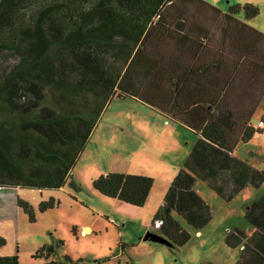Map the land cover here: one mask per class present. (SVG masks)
I'll list each match as a JSON object with an SVG mask.
<instances>
[{
  "label": "trees",
  "instance_id": "obj_1",
  "mask_svg": "<svg viewBox=\"0 0 264 264\" xmlns=\"http://www.w3.org/2000/svg\"><path fill=\"white\" fill-rule=\"evenodd\" d=\"M258 13L249 3L222 13L204 0H0V61L13 59L0 66V188H60L109 100L134 97L196 135L151 223L160 222L166 241L184 245L190 234L175 216L198 230L213 214L195 189L198 179L230 200L246 184L259 187L264 171L233 154L255 132L249 119L217 106L216 114L187 119L178 101L177 53L186 37L203 39L201 23L220 20L224 30L237 15L248 21ZM152 184L149 176L122 173L92 182L101 195L132 206L144 204ZM54 204L49 198L37 209ZM16 205L34 222L28 202L17 197ZM244 216L252 228L234 227L225 239L241 247L234 264H264V192ZM5 243L0 236V249ZM49 251L43 245L36 254ZM0 264H19L17 254L0 255Z\"/></svg>",
  "mask_w": 264,
  "mask_h": 264
},
{
  "label": "rangeland",
  "instance_id": "obj_2",
  "mask_svg": "<svg viewBox=\"0 0 264 264\" xmlns=\"http://www.w3.org/2000/svg\"><path fill=\"white\" fill-rule=\"evenodd\" d=\"M204 1L222 12L232 4L258 7V15L247 22L264 33V0ZM12 62L1 60L0 66L5 69ZM249 124L255 132L247 142L239 141L233 154L264 171V99ZM195 139L171 115L134 97H113L60 188H0V236L6 240L2 253H16L19 264H234L241 248L228 246L226 236L236 226L249 227L245 210L264 192V182L226 200L198 179L195 189L213 210L210 220L195 230L175 216L190 234L182 246L145 239L148 233L162 237L152 218ZM109 173L151 177L144 204L132 206L97 192L92 182ZM17 197L30 204L34 222L16 208ZM49 198L54 206L40 213L38 204ZM43 245L50 248L48 255L36 254Z\"/></svg>",
  "mask_w": 264,
  "mask_h": 264
},
{
  "label": "crops",
  "instance_id": "obj_3",
  "mask_svg": "<svg viewBox=\"0 0 264 264\" xmlns=\"http://www.w3.org/2000/svg\"><path fill=\"white\" fill-rule=\"evenodd\" d=\"M192 20L198 23L195 17ZM205 23L200 24L207 31L203 39L194 33L186 37L183 47L179 46L182 49L176 57L179 104L187 109L185 114L191 122L207 113L216 114V106L232 111L240 121L250 120L264 99V39L242 17L237 16L224 30L220 20L212 25L210 21ZM209 101L214 106L205 104ZM192 103L194 106H190ZM16 208L20 209L17 205ZM246 222L248 228L236 227L250 230L252 227ZM0 255L12 254L2 253L1 248Z\"/></svg>",
  "mask_w": 264,
  "mask_h": 264
},
{
  "label": "water",
  "instance_id": "obj_4",
  "mask_svg": "<svg viewBox=\"0 0 264 264\" xmlns=\"http://www.w3.org/2000/svg\"><path fill=\"white\" fill-rule=\"evenodd\" d=\"M145 239H151V240H155V241H159V242H163L165 240L161 236H157V235H154V234H151V233H148L145 236Z\"/></svg>",
  "mask_w": 264,
  "mask_h": 264
},
{
  "label": "built area",
  "instance_id": "obj_5",
  "mask_svg": "<svg viewBox=\"0 0 264 264\" xmlns=\"http://www.w3.org/2000/svg\"><path fill=\"white\" fill-rule=\"evenodd\" d=\"M262 125V122L261 121H259L258 122V126H261ZM159 224H160V222L158 221V222H155V227H158L159 226Z\"/></svg>",
  "mask_w": 264,
  "mask_h": 264
}]
</instances>
